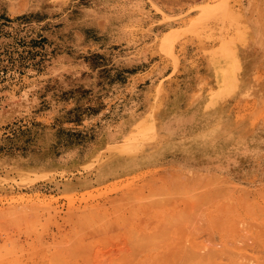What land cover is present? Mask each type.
Listing matches in <instances>:
<instances>
[{
  "label": "rangeland",
  "instance_id": "obj_1",
  "mask_svg": "<svg viewBox=\"0 0 264 264\" xmlns=\"http://www.w3.org/2000/svg\"><path fill=\"white\" fill-rule=\"evenodd\" d=\"M0 264H264V0H0Z\"/></svg>",
  "mask_w": 264,
  "mask_h": 264
},
{
  "label": "crops",
  "instance_id": "obj_2",
  "mask_svg": "<svg viewBox=\"0 0 264 264\" xmlns=\"http://www.w3.org/2000/svg\"><path fill=\"white\" fill-rule=\"evenodd\" d=\"M151 58H149V61L151 62ZM148 61V60H147ZM142 62V61H141ZM241 69L240 60L238 57H235L232 63L229 62L226 70V74H235L237 71ZM148 70L139 71L137 73L139 75H145L147 74ZM228 72V73H227ZM169 74L166 73L162 77L163 79L168 76ZM161 78V79H162ZM168 78V77H166ZM165 78V79H166ZM165 96H168L164 98V102L160 105V109L157 110L156 119L159 124L163 127V129H167L168 133L171 131L173 132V138L169 140V142L162 144L161 147L156 148V150L152 149V152H158L160 154V158L163 160V163L171 165L173 167H191L195 169L203 168V169H212L214 168V162L208 161L207 159H199L192 157L190 155H183V151H185V147L183 148L182 143L177 140L175 137V134H177L174 129L177 127V124L182 122L183 118H189L191 119L193 115H190V111H186V105H183L179 102H176L178 94H181V89L177 87L169 86L166 89ZM179 92V93H178ZM176 95L175 98H172ZM147 107V108H146ZM145 109H142L143 111H150L151 106L148 104L144 105ZM141 110V109H140ZM160 158L157 157V159L160 161ZM156 161V159H153ZM143 162V161H139Z\"/></svg>",
  "mask_w": 264,
  "mask_h": 264
}]
</instances>
